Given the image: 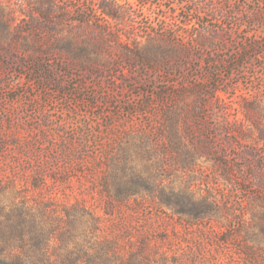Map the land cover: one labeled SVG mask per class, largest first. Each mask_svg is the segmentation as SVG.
<instances>
[{"label":"rangeland","instance_id":"1","mask_svg":"<svg viewBox=\"0 0 264 264\" xmlns=\"http://www.w3.org/2000/svg\"><path fill=\"white\" fill-rule=\"evenodd\" d=\"M0 264H264V0H0Z\"/></svg>","mask_w":264,"mask_h":264}]
</instances>
